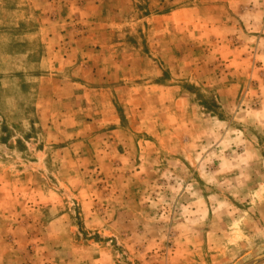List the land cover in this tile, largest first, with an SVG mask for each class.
<instances>
[{
    "label": "rangeland",
    "instance_id": "rangeland-1",
    "mask_svg": "<svg viewBox=\"0 0 264 264\" xmlns=\"http://www.w3.org/2000/svg\"><path fill=\"white\" fill-rule=\"evenodd\" d=\"M0 264H264V0H0Z\"/></svg>",
    "mask_w": 264,
    "mask_h": 264
},
{
    "label": "crops",
    "instance_id": "crops-1",
    "mask_svg": "<svg viewBox=\"0 0 264 264\" xmlns=\"http://www.w3.org/2000/svg\"><path fill=\"white\" fill-rule=\"evenodd\" d=\"M174 104H175L176 106H178V105L184 104V101L181 100V99H178V100H175V101H174ZM176 111H179V109H177Z\"/></svg>",
    "mask_w": 264,
    "mask_h": 264
}]
</instances>
